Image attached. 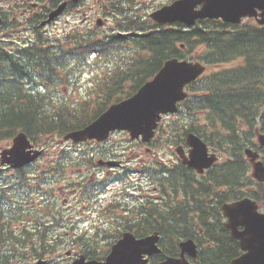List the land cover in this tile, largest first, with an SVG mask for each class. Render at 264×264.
<instances>
[{
    "label": "trees",
    "instance_id": "1",
    "mask_svg": "<svg viewBox=\"0 0 264 264\" xmlns=\"http://www.w3.org/2000/svg\"><path fill=\"white\" fill-rule=\"evenodd\" d=\"M116 11L118 15L123 14L124 10L121 9L120 2L117 4ZM140 13H142L141 7ZM118 25L126 30L140 32L141 35L122 38L110 35L109 41H102L99 40L96 34L76 36L73 33L54 45L46 42L41 46L32 47L30 50L22 52V57H19V59L30 62L28 66L33 70L31 75L45 77L49 83L55 84L67 78L68 73L65 70L67 61L74 60L77 63H83L92 48V50L97 48V51L102 52V55H106L108 60L114 61L115 66L110 72L101 76L102 78L97 85L100 92L96 94L97 96L93 100L95 104L92 107L87 104L81 108L70 109L68 100L64 99L60 103H56L48 96L45 100H29L33 110L39 108V104H43L41 112L34 111L30 114L26 112L20 114L9 113L7 109L14 108L16 103L14 98L18 97L19 93L16 92V89H13L18 82L16 81L15 84L12 80L10 84V80L7 79L5 84H0V136L18 129L25 130L29 136L34 138L35 142L44 136H60L70 127L79 126L83 121L90 120L97 111L110 102L118 101L119 98L132 94L143 82L150 79L159 70L165 60L185 56L188 51H181L179 45L184 43L189 50L191 40L194 37L198 38V43L208 44L216 53L236 51L244 48V46L251 47L252 51L250 53L257 61H261V53L264 49V38L258 35L254 36L255 39L252 42L238 41L237 38L231 37L230 39H233V42L224 43L225 38L222 33L207 32L204 29L185 32L181 28H157L148 20L139 22L133 17L125 15L123 21L119 22ZM236 43L241 48H234L237 45ZM230 47L231 49H229ZM255 65L258 66V64ZM20 66L12 54L0 50V81H4L6 76L15 75L14 69ZM256 66L254 69H256ZM246 80L249 79H233V81L217 79L214 82L211 96L197 95L194 97L199 104L198 110L209 107L214 113L211 114L212 119L217 117L221 122H226L234 134L236 123L234 108L238 106V108L247 109L253 105L252 93H247L243 88H237L246 83ZM126 83L131 84L127 90L123 87ZM118 95L122 96L117 97ZM235 164H227V167H225L230 176H235L236 172L241 170V166L237 168ZM228 179L232 178L228 177ZM215 182L217 185L220 184V180ZM224 184H227V182L224 181ZM202 210L204 209L201 207L198 211L202 214ZM153 212L150 213V216L153 215ZM150 216L144 219L145 223H140V226H137L140 234L152 230L161 232L166 230L165 233L170 235V233L180 230L181 227L189 228L188 223H182L175 216L168 221V226L164 223H153ZM16 237L14 240L15 245L27 242L28 239L32 241V236L29 238L25 229H23L21 235ZM229 249L224 243H220L219 250L208 251L205 256V263H219L224 257L217 258V256L221 254L220 252L223 255H228L226 252Z\"/></svg>",
    "mask_w": 264,
    "mask_h": 264
},
{
    "label": "water",
    "instance_id": "2",
    "mask_svg": "<svg viewBox=\"0 0 264 264\" xmlns=\"http://www.w3.org/2000/svg\"><path fill=\"white\" fill-rule=\"evenodd\" d=\"M197 5H201L198 11L195 10ZM61 8L62 6L50 14L48 22L60 13ZM151 17L158 23L180 21L187 25H192L197 19L204 18H222L226 22L238 23L242 17H254L258 23L264 24V0H177L155 11ZM202 71L203 67L199 63H190L186 60L180 62L178 59L169 60L155 78L145 84L132 98L112 105L93 123L84 129L68 133L64 139H71L75 142L87 139L103 141L111 131L127 130L132 138H138L141 135L143 141H149L160 120V114L176 111V102L185 97L182 92L183 86L197 78ZM188 142L194 148L195 157L204 161V146L191 136ZM14 143L12 165L16 167L24 162L32 161L40 154L39 151H33L23 133L15 138ZM27 148L30 149L26 153ZM249 157L253 162L256 155L250 154ZM254 169L257 177L264 178L262 164L254 163ZM225 212L229 217V223L245 226V231L238 234L242 240L246 239L243 236L248 231L250 235L257 237V241L264 243V215L256 213V206L253 202L246 200L225 208ZM155 241L154 236L136 241L132 235L126 233L113 246L107 262L109 264H144L145 261L140 259V254L154 252ZM258 252L261 253L264 261V248H259ZM72 264L97 263L95 261L85 263L81 258Z\"/></svg>",
    "mask_w": 264,
    "mask_h": 264
},
{
    "label": "rangeland",
    "instance_id": "3",
    "mask_svg": "<svg viewBox=\"0 0 264 264\" xmlns=\"http://www.w3.org/2000/svg\"><path fill=\"white\" fill-rule=\"evenodd\" d=\"M122 1V4L125 7V10L128 12V16L134 15V14H140V4L142 5H147V6H156V5H163V4H167L170 1L173 0H140L138 1V3L136 4H129L127 3V0H120ZM131 1V0H130ZM107 23H106V28H109L112 26L113 28V24L112 20L110 17H107ZM83 17L82 15H74V14H70V15H66L65 17H63L62 19H60L57 23H55L54 25L48 27L46 29V33L48 34H43L44 39L46 40H50V41H55V40H61L63 39V35L69 31H71V29H76L77 31H84L86 30V26L87 24H83ZM105 20V18H102ZM95 24V22H92V25ZM255 35L253 34H244L241 35L237 38L238 41L240 40H244V41H253L255 39L254 37ZM18 36L15 34L12 39L17 38ZM10 39V38H9ZM22 47L23 48H26ZM10 49H15L13 47H11ZM20 49V50H21ZM85 71V70H83ZM83 76V75H82ZM84 80H87V75L83 76ZM12 83V79H10V84ZM60 90L62 91V88H60ZM61 91H59L60 96L62 95ZM69 92H74V90H69ZM68 92V93H69ZM71 95V94H69ZM64 98L67 99L68 95H64ZM164 131V129H163ZM162 139H166V136L163 134H159ZM127 140V142H126ZM59 140H55L52 139L50 140L47 144H40L38 145V148H44V154L40 157V159L37 161V163L35 164L34 168L31 169L29 171V174L27 175L28 178H26L25 182L22 185V189L19 188V192L17 194H15V198L19 199V201L24 202L25 200H28V196H26V190L28 191L30 188L32 187H37L38 183H41L42 185V189H44V191H50V184L48 183V180L50 178V173L48 171H51L55 166L54 164L56 163V161H58L60 158H62L65 154L66 156L71 157L72 154H74V158L77 157V155L83 151L84 154L86 156L91 155V153H94L95 151L98 150H104L106 149V147H109L110 149H117L115 152L117 153H122L121 151L124 150V155L125 158L130 160V165H134L135 162L132 161L131 157L133 156V153H137L140 156V153L142 151V147L138 146L135 143H128V138L125 136L124 133H120L117 132L115 134H113L109 140V142L107 144H103L102 146H97V145H93V144H85L84 146H71L70 144H58ZM154 146H156L157 148H159L160 151V156L163 158L164 156V160H167L170 156L168 151L164 150V146L163 145H159V144H155ZM81 148V149H79ZM79 149V150H78ZM78 150V151H76ZM76 151V153H75ZM129 151V152H128ZM143 152V151H142ZM93 156V155H92ZM146 159L143 160V162ZM147 164L152 165L151 160L147 159L146 160ZM39 175H41L39 177ZM70 176V173L68 174V177ZM76 177V175H75ZM39 179V180H37ZM23 186H25V189H23ZM46 192L44 193H33V198L30 201V203L33 205V207L29 208L28 204L29 202L26 203L25 205V209L27 210V222L30 221V223H42L38 221L39 219H44L47 220L50 217H48V215L51 214V212L49 211L48 207H42V208H37V205L40 202H44V195L46 194ZM26 196V199H25ZM63 196L60 193H56L55 195V199H59L60 201L62 200ZM77 203H75L74 205V209L75 212H77L79 210V207L77 208L76 206ZM73 205V204H71ZM4 206L6 208L10 207V204L8 201H5ZM52 209V208H51ZM99 223H81V225L79 227H77V230H85L86 233L89 234H93L95 233L96 230L99 231H111L113 229V227L110 226H104L99 228ZM7 227L5 225L0 227V236L4 235L5 237H8L7 235ZM58 233H63L62 229L59 230ZM2 249V251L4 252H8V244L5 247H0Z\"/></svg>",
    "mask_w": 264,
    "mask_h": 264
},
{
    "label": "flooded vegetation",
    "instance_id": "4",
    "mask_svg": "<svg viewBox=\"0 0 264 264\" xmlns=\"http://www.w3.org/2000/svg\"><path fill=\"white\" fill-rule=\"evenodd\" d=\"M65 0H0V18L2 20V25L0 26V34L9 37L16 44H29L31 39V34L38 27L39 23L47 18L49 12L54 9L59 3ZM69 10V8H68ZM91 10V8H90ZM74 11L79 12V9H75ZM88 21L92 19V16H87ZM18 37L12 39L14 35ZM24 35V38L20 36ZM1 44V42H0ZM25 50V48L21 49V51ZM21 76H18L20 75ZM16 79H22V72L19 69V73L15 75ZM21 92L26 94H32L33 88L32 85L26 81H22ZM84 91V89H82ZM9 113H13L14 108L7 109ZM123 169L124 166H118V169ZM112 170H107L106 175H117L122 177L126 174V172L113 170L114 172H110ZM140 175V173L136 174ZM122 182L112 181L111 184V192H115V195L118 196L120 189L117 186H120ZM126 184L135 185L136 194L132 193L131 198L135 200V204L140 211V177L136 181H126ZM160 200V198L157 196ZM71 222V220H68ZM223 243V242H222ZM229 243V242H227ZM221 254L217 256V258L222 257Z\"/></svg>",
    "mask_w": 264,
    "mask_h": 264
},
{
    "label": "bare ground",
    "instance_id": "5",
    "mask_svg": "<svg viewBox=\"0 0 264 264\" xmlns=\"http://www.w3.org/2000/svg\"><path fill=\"white\" fill-rule=\"evenodd\" d=\"M24 51V50H23ZM22 51V52H23ZM14 71L16 72V74L15 75H17L18 73H19V68H16V69H14ZM15 75H13V76H15ZM18 76H21V74L20 75H18Z\"/></svg>",
    "mask_w": 264,
    "mask_h": 264
}]
</instances>
